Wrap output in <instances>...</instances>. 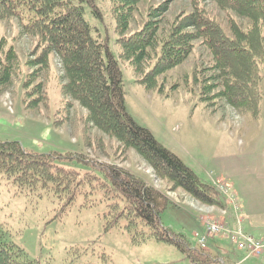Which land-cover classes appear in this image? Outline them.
Masks as SVG:
<instances>
[{
  "label": "rangeland",
  "instance_id": "obj_1",
  "mask_svg": "<svg viewBox=\"0 0 264 264\" xmlns=\"http://www.w3.org/2000/svg\"><path fill=\"white\" fill-rule=\"evenodd\" d=\"M95 3L100 19H94L85 5L83 18L102 37L109 38L108 47L118 58L109 0H95ZM199 9L214 19L227 35H231L232 22L243 30L249 26L247 20L207 0H141L125 35L153 20L159 25L157 34L162 37L178 17ZM1 43L0 61H4L9 48L15 53V61L9 83L0 86V141H16L28 152L54 155L52 162L56 166L91 175L102 182L106 180L100 166L127 169L169 202L160 215L162 225L182 235L191 248H197L194 234H203L209 221H221L218 210L222 206L213 208L202 204L166 179L158 178L151 165L135 150L124 148L88 122L87 110L61 94L60 87L67 80L62 76L59 58L51 53L47 56V69L34 67L38 62L33 61L41 54L42 46L38 38L23 33L18 19L9 17L0 21ZM153 63H142L141 72L137 73L130 63L120 62L126 113L202 183L212 186L220 180L231 185L233 176L248 172L257 152L264 154V97L257 116L251 114L255 111H251L247 101L245 106L236 109L222 98H215L221 89L220 82L212 78L213 61L200 40L194 43L192 53L181 65L159 76L157 87L147 91L138 81ZM39 83L41 88L34 93ZM201 85L213 88L204 96ZM35 102L37 105L30 107ZM257 198V207L264 206V190ZM106 211L98 192L87 198L78 195L63 211L61 201L20 191L0 177V241L22 249L29 262L189 264L167 243L150 240L134 245L124 232L116 229L105 232ZM258 224L259 230L264 231V224ZM206 246L205 251L217 257L218 264H264V260L253 257L243 260L245 256L225 239L209 237Z\"/></svg>",
  "mask_w": 264,
  "mask_h": 264
},
{
  "label": "trees",
  "instance_id": "obj_2",
  "mask_svg": "<svg viewBox=\"0 0 264 264\" xmlns=\"http://www.w3.org/2000/svg\"><path fill=\"white\" fill-rule=\"evenodd\" d=\"M139 1L109 0L118 58L108 47L109 38L102 37L83 18L85 5L94 19H100L95 0H0V21L16 18L23 33L38 38L42 52L33 61L38 62L34 67L47 69V56L51 53L59 58L65 75L62 76L67 80L60 87L61 94L87 110L88 122L124 148L135 150L158 178L166 179L174 188L182 189L202 204L223 206L213 186L202 183L126 113L120 62L130 63L139 73L142 63L154 61L138 81L148 91L157 87L159 76L181 65L200 40L213 61L212 78L221 86L214 97L236 109L248 103L251 111H255L251 114L258 115L264 97V0H207L248 21L246 30L232 22L231 35L202 9L178 17L162 37L157 34L158 23L153 20L125 35ZM1 46L2 43L0 50ZM14 61L15 53L9 48L4 61H0V86L9 83ZM40 88L39 83L33 92ZM212 88L201 85L200 93L205 96ZM53 160L54 155L28 152L16 141H0V177L20 191L57 199L62 202L63 211L78 195L87 198L98 192L107 208L103 216L105 232L114 229L124 232L134 245L150 240L167 243L190 264H218L217 257L198 246L191 248L182 235L162 225L160 215L169 202L136 174L114 165L100 166L106 180L102 182L91 175L56 166ZM86 202L93 204L90 200ZM0 264L34 263L25 260L22 249L0 241Z\"/></svg>",
  "mask_w": 264,
  "mask_h": 264
},
{
  "label": "built area",
  "instance_id": "obj_3",
  "mask_svg": "<svg viewBox=\"0 0 264 264\" xmlns=\"http://www.w3.org/2000/svg\"><path fill=\"white\" fill-rule=\"evenodd\" d=\"M223 201V206L219 208L221 221H209L205 224L204 233H195L197 246L206 250L207 238H219L227 240L234 248L241 252L246 260L248 257L264 260V234L257 236L250 235L240 227L238 215L241 212L237 196L232 186L225 181H217L212 185ZM214 208V206H211ZM234 218L230 226L227 220Z\"/></svg>",
  "mask_w": 264,
  "mask_h": 264
},
{
  "label": "crops",
  "instance_id": "obj_4",
  "mask_svg": "<svg viewBox=\"0 0 264 264\" xmlns=\"http://www.w3.org/2000/svg\"><path fill=\"white\" fill-rule=\"evenodd\" d=\"M257 155V157H253L252 166L248 172L243 171L233 176L234 182H232L231 186L241 208V212L238 215L240 227L246 233L259 236L264 234V231L258 228L259 222L264 224V214L261 213L264 210V206L257 207L259 203L257 197L261 190H264V154L257 152ZM234 221V218L230 216L227 223L231 226Z\"/></svg>",
  "mask_w": 264,
  "mask_h": 264
}]
</instances>
